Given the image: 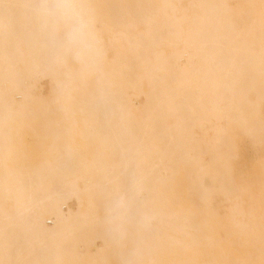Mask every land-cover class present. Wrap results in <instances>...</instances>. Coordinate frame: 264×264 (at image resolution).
Instances as JSON below:
<instances>
[{
  "label": "bare ground",
  "instance_id": "1",
  "mask_svg": "<svg viewBox=\"0 0 264 264\" xmlns=\"http://www.w3.org/2000/svg\"><path fill=\"white\" fill-rule=\"evenodd\" d=\"M0 264H264V0H0Z\"/></svg>",
  "mask_w": 264,
  "mask_h": 264
},
{
  "label": "rangeland",
  "instance_id": "2",
  "mask_svg": "<svg viewBox=\"0 0 264 264\" xmlns=\"http://www.w3.org/2000/svg\"><path fill=\"white\" fill-rule=\"evenodd\" d=\"M39 87H41V93L43 94H47V93H49V91L51 90V87H52V82L50 81V79L48 78V77H44V78H42L40 81H39ZM137 103L139 104V105H141L142 103H143V101H142V99L140 98V99H138L137 100ZM51 118L53 119V115H51ZM210 126V127H209ZM204 127H206V129H205V133H207L206 135L209 137V139H210V141H209V143L211 142V139L213 138V135H214V130H213V125L211 126V123H208V122H206L205 124H204ZM211 128V129H210ZM209 129V130H208ZM206 130H207V132H206ZM213 131V132H212ZM198 133H200V132H198ZM209 133V134H208ZM210 135V136H209ZM49 143V140H48V142L47 143H45V146H46V144H47V146L49 145L48 144ZM206 147V145L204 144L203 145V147ZM248 150V151H247ZM246 151L249 153V154H251V150L250 149H247ZM210 183V180L209 179H206V184H208L209 185V183ZM213 200V206H215V199H212ZM10 203V201L8 200L5 204H9ZM76 202H75V200H71V201H69V203H68V207L69 208H71V209H74V208H76V204H75ZM217 203V202H216ZM68 207H65L64 208V210H67V208ZM73 207V208H72ZM47 225H50V222H47Z\"/></svg>",
  "mask_w": 264,
  "mask_h": 264
}]
</instances>
